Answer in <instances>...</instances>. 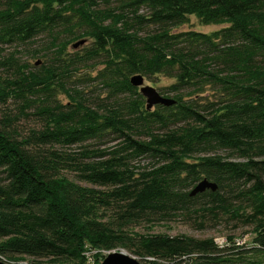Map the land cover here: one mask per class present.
<instances>
[{
    "label": "trees",
    "instance_id": "obj_1",
    "mask_svg": "<svg viewBox=\"0 0 264 264\" xmlns=\"http://www.w3.org/2000/svg\"><path fill=\"white\" fill-rule=\"evenodd\" d=\"M191 15L223 27L175 31ZM135 74L175 102L146 109ZM206 210L249 240L128 232ZM118 248L264 264V0H0V259Z\"/></svg>",
    "mask_w": 264,
    "mask_h": 264
},
{
    "label": "rangeland",
    "instance_id": "obj_2",
    "mask_svg": "<svg viewBox=\"0 0 264 264\" xmlns=\"http://www.w3.org/2000/svg\"><path fill=\"white\" fill-rule=\"evenodd\" d=\"M143 11V10H142ZM223 27V25L217 24H208L203 25L201 24L198 19L191 15L189 16L188 22L180 27H178L175 31L179 30H196L201 32H210L217 30ZM86 42L82 45L83 47L88 46L89 39H85ZM72 47V46H70ZM42 57H39L38 60H41ZM30 64H34L36 58L29 59ZM37 66V64H36ZM173 82L172 79L167 78L163 75H155L150 79L144 78V84L150 85L154 87L157 91L161 94L171 97L170 93H165L162 91V88L171 84ZM82 185H84L82 183ZM201 200L198 199V202ZM212 213H208L206 211H198V212H191V213H179L174 217L169 218L168 220L164 221H156L152 223H141V224H134L133 226L129 227L128 232L138 233V234H166L169 236L174 235H186L195 238H213L214 241L218 245H223L227 241V237L231 236L234 237L235 241L238 244H242L246 240H249L251 235V227L248 225L243 224L240 221L230 219L227 215L222 212H218L216 215H211ZM113 251V250H112ZM116 251H121L126 253L141 263L150 264L145 262L141 259L140 256L135 255L134 253L130 252L126 248H118ZM111 252V251H110ZM93 253V252H92ZM104 256L108 253V251L101 252ZM102 256H100L97 262H94L93 257L89 256L86 260L85 264H99L102 260ZM10 264H62L59 262H51L48 259L41 258H31L24 256L22 259L19 260H10Z\"/></svg>",
    "mask_w": 264,
    "mask_h": 264
},
{
    "label": "water",
    "instance_id": "obj_3",
    "mask_svg": "<svg viewBox=\"0 0 264 264\" xmlns=\"http://www.w3.org/2000/svg\"><path fill=\"white\" fill-rule=\"evenodd\" d=\"M85 42L84 39L75 42L72 47L76 48ZM129 82L132 86L137 87L139 93L144 97L146 109H151L155 105L170 106L175 100L169 97H165L159 93L154 87L144 84V78L140 74L132 75L129 78ZM217 185L206 178L198 181L195 186L190 190V195L203 192L206 189L214 191ZM0 264H10L0 259ZM99 264H144L135 259L134 257L123 253L121 251L113 250L108 252L101 260Z\"/></svg>",
    "mask_w": 264,
    "mask_h": 264
},
{
    "label": "built area",
    "instance_id": "obj_4",
    "mask_svg": "<svg viewBox=\"0 0 264 264\" xmlns=\"http://www.w3.org/2000/svg\"><path fill=\"white\" fill-rule=\"evenodd\" d=\"M147 260H152V258H148Z\"/></svg>",
    "mask_w": 264,
    "mask_h": 264
}]
</instances>
